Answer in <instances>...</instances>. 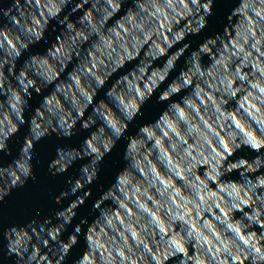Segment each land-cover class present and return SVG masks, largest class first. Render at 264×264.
Wrapping results in <instances>:
<instances>
[{
	"label": "clouds",
	"instance_id": "clouds-1",
	"mask_svg": "<svg viewBox=\"0 0 264 264\" xmlns=\"http://www.w3.org/2000/svg\"><path fill=\"white\" fill-rule=\"evenodd\" d=\"M0 262L264 264V0H0Z\"/></svg>",
	"mask_w": 264,
	"mask_h": 264
}]
</instances>
